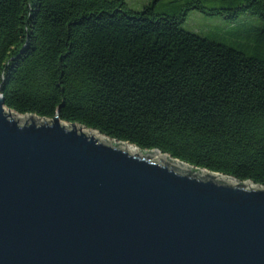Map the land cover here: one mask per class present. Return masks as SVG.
<instances>
[{"label":"trees","instance_id":"16d2710c","mask_svg":"<svg viewBox=\"0 0 264 264\" xmlns=\"http://www.w3.org/2000/svg\"><path fill=\"white\" fill-rule=\"evenodd\" d=\"M158 1L0 0L5 107L264 187V0ZM191 11L261 24L239 49L185 30Z\"/></svg>","mask_w":264,"mask_h":264},{"label":"water","instance_id":"95a60500","mask_svg":"<svg viewBox=\"0 0 264 264\" xmlns=\"http://www.w3.org/2000/svg\"><path fill=\"white\" fill-rule=\"evenodd\" d=\"M98 133L0 87V264H264V187Z\"/></svg>","mask_w":264,"mask_h":264},{"label":"rangeland","instance_id":"374dc122","mask_svg":"<svg viewBox=\"0 0 264 264\" xmlns=\"http://www.w3.org/2000/svg\"><path fill=\"white\" fill-rule=\"evenodd\" d=\"M177 1L179 0H160L156 3L157 9L159 12L172 14L173 11L176 10ZM151 2L152 0H126L128 7L133 11H141L145 6L149 5ZM207 7H217V3L215 2V0H208ZM260 24V18L251 15H243L239 20L235 22H230L222 17L208 16L207 14L199 11H191L189 12V15L185 24L183 25V28L187 31L197 33L199 35H202L212 40H216L231 47L241 49V47L237 44L239 41L236 40H239V37H234L231 35L237 33L240 30L257 27ZM244 25H247L248 27ZM244 41L245 44L249 43L246 40ZM244 51L248 54H251V52H248L245 49Z\"/></svg>","mask_w":264,"mask_h":264},{"label":"bare ground","instance_id":"6f19581e","mask_svg":"<svg viewBox=\"0 0 264 264\" xmlns=\"http://www.w3.org/2000/svg\"><path fill=\"white\" fill-rule=\"evenodd\" d=\"M65 124H67V123H65ZM89 131V130H88ZM96 132V131H95ZM99 134V133H98ZM106 138V137H105ZM162 155V154H161Z\"/></svg>","mask_w":264,"mask_h":264}]
</instances>
